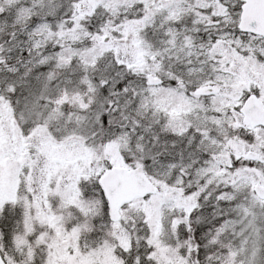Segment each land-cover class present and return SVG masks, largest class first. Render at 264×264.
<instances>
[{
    "label": "snow or ice",
    "instance_id": "1",
    "mask_svg": "<svg viewBox=\"0 0 264 264\" xmlns=\"http://www.w3.org/2000/svg\"><path fill=\"white\" fill-rule=\"evenodd\" d=\"M0 264H264V0H0Z\"/></svg>",
    "mask_w": 264,
    "mask_h": 264
}]
</instances>
